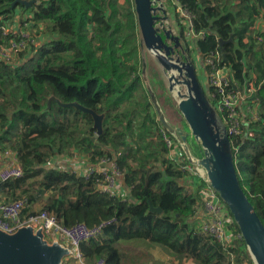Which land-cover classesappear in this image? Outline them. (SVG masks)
<instances>
[{
  "label": "trees",
  "instance_id": "16d2710c",
  "mask_svg": "<svg viewBox=\"0 0 264 264\" xmlns=\"http://www.w3.org/2000/svg\"><path fill=\"white\" fill-rule=\"evenodd\" d=\"M12 2L0 0V24L17 14L24 19V8L10 9ZM162 3L174 10L180 5L190 14L196 35L192 45L200 64L217 52L215 66L226 67L240 89H254L248 100L259 119L249 123L252 135L230 142L238 183L264 226V28L253 26L260 17L264 24L260 15L264 0ZM29 11L34 25L41 28L37 34L42 41L9 62L0 60V154L14 152L23 170L22 177L0 182V196L25 199L24 212L47 210L65 227L113 219L103 227L101 237L79 243L83 264H95L100 258L105 264H122L121 244L135 241L159 245L169 256L183 255L192 264H253L243 241L224 247L195 229L200 179L176 163L187 162L181 149L175 159L169 157L171 148L165 138L172 140V147L178 143L162 128L150 102L141 72L133 0H39ZM177 25L185 35L184 27ZM229 38L232 41L220 50L218 39ZM203 72L209 75L211 67L204 65ZM148 79L160 86L152 87L158 100L163 83L155 70ZM204 85L209 102L215 105V89ZM51 96L104 114L101 134L97 136L92 128L91 116L74 107L51 101L48 111L38 114ZM161 110L172 125L187 128L177 105L181 120L169 116L166 107ZM186 142L190 152L202 158L203 151L191 135ZM74 153L91 164L102 158L115 161L125 188L121 186L117 196L110 195L99 191V174L86 178L44 167ZM34 184L44 196L36 211L32 209L35 197L28 191ZM150 206L159 207L161 213L150 212ZM134 256L140 264L152 258L139 245Z\"/></svg>",
  "mask_w": 264,
  "mask_h": 264
},
{
  "label": "water",
  "instance_id": "95a60500",
  "mask_svg": "<svg viewBox=\"0 0 264 264\" xmlns=\"http://www.w3.org/2000/svg\"><path fill=\"white\" fill-rule=\"evenodd\" d=\"M35 3L36 0H13L9 8L22 6L28 9ZM133 5L140 33V47L155 58L166 78L168 90L177 97V109L189 132H184L166 119L151 87L146 86L162 128L176 140L187 162L199 166L200 173L206 176L209 185L226 204L252 263L264 264V226L238 183L233 150L224 124L203 91L204 79L199 81L201 66L190 57L182 59V55L175 53L174 48L169 45L173 40L177 45L179 36H175L173 30L166 26L169 14L161 0H133ZM229 41L232 39H218L220 50L222 44ZM145 66L143 62L142 75ZM51 101L61 107H74L88 113L96 135L101 134L104 114H97L76 102L61 103L51 96L48 98L47 107L38 114L48 111ZM189 135L201 147L202 158L197 159L190 152L186 143ZM149 211L161 213L159 207L150 206ZM70 252V248L62 242L54 239L48 241L41 227L34 229L31 225H24L12 233L0 230V264H62L63 259L70 256Z\"/></svg>",
  "mask_w": 264,
  "mask_h": 264
},
{
  "label": "built area",
  "instance_id": "2783aa9c",
  "mask_svg": "<svg viewBox=\"0 0 264 264\" xmlns=\"http://www.w3.org/2000/svg\"><path fill=\"white\" fill-rule=\"evenodd\" d=\"M38 1L36 0L34 5ZM171 1L172 3H176V0ZM19 7H16L18 12H20ZM31 8L24 9V19L17 14L9 22H1L0 39L2 40L0 42L5 41L8 36L11 37L6 43H0V60L9 62L17 57L20 52L28 50L42 41V35L39 36L37 34L41 28L35 26L31 20V12L29 11ZM176 9L184 20L183 23L181 21L179 23L184 27L187 40L191 41L192 47V40L196 35L192 30L190 14L184 11L180 5H177ZM260 15L264 16V12ZM262 20L263 18L261 22ZM256 39L258 42L262 41L260 36ZM219 56L220 54L217 52H211L206 56L203 65H209L211 72L207 76L206 74L204 75V83L215 89L218 99L213 107L224 124L229 141L230 139L232 141L234 139H246L252 135L249 123L259 119L258 113L255 110L256 108L248 100L252 97L254 89L246 86L240 89L238 82L232 79L226 67H216L215 64L218 63ZM165 140L167 146L171 148L169 157L173 160L178 156V151L172 147V140L167 138ZM84 160L86 161L87 168L84 167ZM175 161L180 164L181 170L189 171L200 179V186L198 187V190H200V202L194 215V226L197 232L201 235L213 237L224 247L232 244L236 245L243 241L225 203L209 185L206 176L200 173L199 166H195L189 162L179 163V160ZM44 167L66 169L86 178L93 174H99L102 176V186H98V188H101L102 192L115 196L120 193L122 173L118 170L113 160L110 161L109 159L102 158L97 163L91 164L87 161L86 157L74 153L72 156L55 158L45 164ZM22 176L23 170L17 161L15 153L10 150L2 152L0 154V182L18 179ZM25 202V199L5 200L0 197V230L12 233L18 227L24 225H31L34 229L41 227L47 240H58L70 248L71 252L68 257L81 259V253L78 249L79 243L83 240L101 237L103 227L113 222V219H111L94 226L76 223L70 227H65L52 212L47 210L24 212V208L26 207ZM95 264H105V261L103 258H100ZM238 264L246 263L240 262Z\"/></svg>",
  "mask_w": 264,
  "mask_h": 264
},
{
  "label": "rangeland",
  "instance_id": "374dc122",
  "mask_svg": "<svg viewBox=\"0 0 264 264\" xmlns=\"http://www.w3.org/2000/svg\"><path fill=\"white\" fill-rule=\"evenodd\" d=\"M167 13L169 14L168 25H170L172 27L173 31L177 32L178 31L177 30L178 29L177 23L180 24L179 23L180 21L183 23L184 22L183 18H181V15H179V13L177 12V9L174 10L171 7H168L167 8ZM174 13H177V16L176 17L174 15ZM261 19H262V17L258 18V21H256V24L254 23L253 26L257 27V25H258L259 27L264 28V24L262 25ZM184 39H183L184 41L182 40L183 41V45H185L184 47L186 48L187 54L189 55V57L192 58L193 60L195 58L199 57L196 49L193 48V45L191 47V41L190 40L189 41L187 40L186 34L184 35ZM139 52H140V58L142 60V63L144 62L146 64V66H145V72L143 74V77L146 78L145 86L151 87V89H152V87L153 88L155 87V89L160 88V86L156 85L155 81H152L151 82V80L148 79L149 72L150 71L152 72L153 70H155L157 72V74H158L161 82L163 83V88H164V92H162V93L159 90L157 91V98H158L157 102H158L160 108L166 107L167 113H168L169 116H172L174 119L176 118V119L181 120V116L178 114V112L176 110V98L177 97L174 96L168 90V84H167L166 78L164 77L163 72L157 66L155 58L149 52H147L146 49L144 50V48H142V47H140ZM152 68H154V69H152ZM203 78H205L204 77V72H203V75L200 74V80L199 81L201 82V80H203ZM180 91L183 93L182 90H180ZM203 91L206 94V86L203 87ZM177 127H179V126H177ZM179 128H181L184 132H189L186 127L180 126ZM174 147L178 151V154H179V150L180 149L178 148V146H174ZM84 167L87 168L86 161L85 160H84ZM98 186H102V182H100L98 184ZM98 189L101 190V188H98ZM187 189H189V188H187ZM28 191H29V194L30 195H32L33 197H35L34 203H32V209H33V211H36V210L40 209V205H41V202L43 201L44 196H43L42 193H39V187H38V185L37 184L36 185L34 184L33 186H30ZM0 197L2 198V196H0ZM135 242L138 243L139 246H145V242L144 241H135ZM137 246L138 245H134V244H125V247L122 248V250H123L122 251L123 252V261H122V264H140L141 261H136V257L134 256L135 252H137ZM156 247H158V248H160V249L163 250V248L160 247L159 245L156 246ZM128 248H136V249H128ZM173 259L174 260H160L157 257H153L152 256V258H150V260L147 261L146 264H148V263H151V264H174V261L176 260V258H173ZM185 262H186V260L183 259V257H182L180 259V261H178V263H176V264H185ZM62 264H83V263H82L81 259L73 258V257H67L66 259H63Z\"/></svg>",
  "mask_w": 264,
  "mask_h": 264
},
{
  "label": "crops",
  "instance_id": "0c3cea01",
  "mask_svg": "<svg viewBox=\"0 0 264 264\" xmlns=\"http://www.w3.org/2000/svg\"><path fill=\"white\" fill-rule=\"evenodd\" d=\"M165 7V6H164ZM145 50V49H144ZM194 60H196V61H198V57L197 58H195ZM199 62V61H198ZM199 64H200V62H199ZM200 66H201V64H200ZM202 68V67H201ZM122 186L124 187V184H123V182H122ZM125 188V187H124ZM122 246H121V248H124L125 247V245H124V243L123 244H121ZM134 245H139L138 243L137 244H134ZM133 247V246H132ZM145 247H146V249H148L149 250V253L153 256V257H157L158 259H160V260H174L173 258L174 257H171V256H169V254L167 253V251L165 250V248H163V250L162 249H160V248H158V247H156V246H154V245H151L150 243H146L145 242ZM128 249H136V248H128ZM183 257V255H179L177 258H176V260L174 261V264H176V263H178V261H180V259ZM183 259H185L184 257H183ZM186 260V262H185V264H192V262L190 261V260H187V259H185Z\"/></svg>",
  "mask_w": 264,
  "mask_h": 264
},
{
  "label": "flooded vegetation",
  "instance_id": "af4514ba",
  "mask_svg": "<svg viewBox=\"0 0 264 264\" xmlns=\"http://www.w3.org/2000/svg\"><path fill=\"white\" fill-rule=\"evenodd\" d=\"M166 10H167V8H166ZM171 22V21H170ZM181 25V24H180ZM166 26H168V28H170L171 30H173L172 29V27L170 26V25H166ZM182 26V25H181ZM178 27V26H177ZM178 31L177 32H175V31H173L174 32V35L175 36H179V39H178V44L177 45H175L176 44V42L173 40V41H170L169 42V45L171 46V47H173L174 48V51H175V53H178V55L180 56V55H182L181 57H182V59H185L186 57H189V55L187 54V50H186V48L184 47L185 45H183V41L185 40L184 39V35H182L180 32H179V27H178V29H177ZM184 39V40H183ZM183 40V41H182ZM186 41V40H185ZM198 62V61H197ZM199 63V62H198ZM202 64V63H201ZM204 68V67H203Z\"/></svg>",
  "mask_w": 264,
  "mask_h": 264
},
{
  "label": "clouds",
  "instance_id": "9594fccd",
  "mask_svg": "<svg viewBox=\"0 0 264 264\" xmlns=\"http://www.w3.org/2000/svg\"><path fill=\"white\" fill-rule=\"evenodd\" d=\"M161 2H162V0H161ZM162 4H163V3H162ZM32 6H33V5H32ZM21 7H22V6H21ZM14 8H16V7H14ZM14 8H13V9H14ZM183 30H184V28H183ZM184 32H185V30H184ZM195 61H196V60H195ZM198 65H200V64L198 63ZM203 66H204V65L201 64V67H202V68L200 67V69H199V72H200V73H201V71L203 70ZM204 75H205V74H204ZM203 79H204L203 81L205 82V78H203ZM48 241H51V240H48Z\"/></svg>",
  "mask_w": 264,
  "mask_h": 264
}]
</instances>
